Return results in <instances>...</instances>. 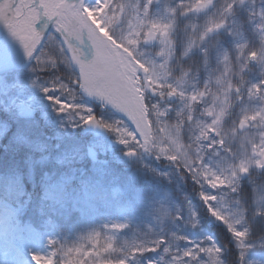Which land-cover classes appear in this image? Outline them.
<instances>
[{"label":"rangeland","instance_id":"obj_1","mask_svg":"<svg viewBox=\"0 0 264 264\" xmlns=\"http://www.w3.org/2000/svg\"><path fill=\"white\" fill-rule=\"evenodd\" d=\"M102 7L89 11L134 55L121 73L145 102L134 123L88 100L77 84L84 77L59 44L63 38L68 49L75 36L62 37L56 26L30 69L0 76V119L9 122L0 150L57 148L62 166L91 161L80 174L83 210L64 234L55 231L60 249L82 247L93 264H264V0H108ZM150 28L158 41L147 47ZM145 67L157 96L147 89ZM94 115L110 138L83 130ZM245 123L251 128L240 131ZM26 217L16 208L3 217L8 226L0 220V264H47L49 235Z\"/></svg>","mask_w":264,"mask_h":264},{"label":"snow or ice","instance_id":"obj_2","mask_svg":"<svg viewBox=\"0 0 264 264\" xmlns=\"http://www.w3.org/2000/svg\"><path fill=\"white\" fill-rule=\"evenodd\" d=\"M85 4V0H78L77 4L52 2L44 3L43 5L39 3L31 4L28 3V0H24L23 3H21V0H0V21L4 22L12 33L22 41L29 55H32L35 50L39 58V55L47 47L50 37L48 36L46 39V27L42 26L39 30L37 29V20L41 19L42 16H46L50 21L52 18L59 16L60 18L56 21V28L59 30L61 36L70 38L71 35H76L78 39H82L84 32L80 30V26L85 22V17L82 15ZM88 7L92 6L88 5ZM209 7H212V5H209ZM234 7L235 4L226 11L230 13L231 8ZM41 8L43 11H40ZM261 15L264 16V13H261ZM226 23V20L220 21L218 28L225 27ZM89 38L95 40L94 33L90 32ZM59 44L64 54L71 56L68 49L64 47L63 38L59 41ZM81 67L87 83L78 76V85L84 83L88 91L98 92L106 96L118 107L124 106L129 111V114L135 118V98L122 77L115 54L111 53L104 45H100L96 57ZM118 227L123 226L120 225ZM232 230L236 232L235 227ZM246 236V229L238 233V240L242 247L244 246ZM89 239L91 240L93 237H89ZM156 247L157 244L155 242L148 246L151 251H154ZM83 251L82 247L59 249L53 252L51 256L54 264H61V261L63 264H71L73 260L78 261L79 259L86 260L87 264H93V257L84 256ZM74 253H80L81 255L77 257L74 256ZM143 253L138 251L133 257ZM194 255L195 253L191 251L190 255L186 253L185 256L191 257ZM36 259L39 260L42 257L37 256ZM124 259L126 261L129 260L128 257H124ZM150 264H154V262H150Z\"/></svg>","mask_w":264,"mask_h":264},{"label":"trees","instance_id":"obj_3","mask_svg":"<svg viewBox=\"0 0 264 264\" xmlns=\"http://www.w3.org/2000/svg\"><path fill=\"white\" fill-rule=\"evenodd\" d=\"M12 154H9L11 158L8 156L0 163L2 176H8V178H0V192L14 200H21L32 192L31 205L35 212L59 208L61 213L58 214V218H60L62 210L70 209L73 205L75 196L78 197V190L86 188L77 179L71 183L68 171L61 168L57 161L44 166L38 165L36 159L42 157L43 153H33L35 159L33 161L27 160L26 152L16 156ZM87 165L88 162L77 165L79 166L77 173L81 167ZM66 194L69 196L66 197ZM52 262L54 263V260Z\"/></svg>","mask_w":264,"mask_h":264},{"label":"bare ground","instance_id":"obj_4","mask_svg":"<svg viewBox=\"0 0 264 264\" xmlns=\"http://www.w3.org/2000/svg\"><path fill=\"white\" fill-rule=\"evenodd\" d=\"M89 24H90L91 27H89L90 29L87 30V33L88 34L85 36V33H84L83 38L82 39H78L82 43H79L78 41H72V42H69L68 43L69 50H70V52L72 54L73 61L75 62V67L77 69H82L81 66L83 64H85V63L88 62V60H87V54L86 53L88 51H91L92 44L94 42L99 43L103 39V37H104L103 34H101L102 32L97 28V26H95L91 21H89L88 25ZM90 32L91 33H94L95 40L89 38V33ZM86 45H87V48L86 49H83ZM113 54H115V57H116L118 63H121L123 61L122 55H120L118 52H115ZM115 108L119 112H124V110L121 109V108H119V107H115ZM126 111L129 112L128 110H126ZM1 203L5 204L6 205L5 207H12L10 204L4 203V202H1Z\"/></svg>","mask_w":264,"mask_h":264},{"label":"water","instance_id":"obj_5","mask_svg":"<svg viewBox=\"0 0 264 264\" xmlns=\"http://www.w3.org/2000/svg\"><path fill=\"white\" fill-rule=\"evenodd\" d=\"M154 37H155L154 33H151L150 38H149V42H153ZM85 126H86V130L92 129L97 134L105 135V132L99 127V125H97L96 118H92V119L88 120L86 122Z\"/></svg>","mask_w":264,"mask_h":264},{"label":"clouds","instance_id":"obj_6","mask_svg":"<svg viewBox=\"0 0 264 264\" xmlns=\"http://www.w3.org/2000/svg\"><path fill=\"white\" fill-rule=\"evenodd\" d=\"M48 99H49V100H52L53 98L49 97ZM56 102L60 103L62 107H63L64 104L66 103V102H62V101H59V100H57ZM34 255H35V254H34Z\"/></svg>","mask_w":264,"mask_h":264}]
</instances>
